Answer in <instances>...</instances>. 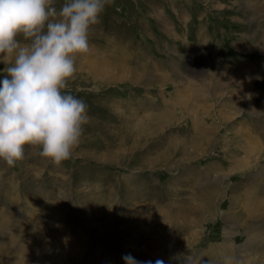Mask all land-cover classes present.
<instances>
[{
  "label": "rangeland",
  "instance_id": "1",
  "mask_svg": "<svg viewBox=\"0 0 264 264\" xmlns=\"http://www.w3.org/2000/svg\"><path fill=\"white\" fill-rule=\"evenodd\" d=\"M89 41L67 89L91 118L72 158L56 166L25 146L14 167L0 161V264H125L128 254L140 264H263L264 239L241 248L264 232V217L247 218L264 202V0H111ZM197 94L206 104L188 100ZM175 99L188 105L174 110ZM151 118L157 129H147ZM193 125L207 136L198 152L187 138ZM128 127L142 133L137 147ZM249 139L260 144L254 157ZM182 142L185 156L172 166L160 159ZM150 193L157 199L145 200ZM172 204L188 213L189 230L178 235L167 219L151 230L148 212L168 215ZM114 226L133 229L117 254L105 246ZM223 242L224 254L209 261L204 253Z\"/></svg>",
  "mask_w": 264,
  "mask_h": 264
},
{
  "label": "clouds",
  "instance_id": "2",
  "mask_svg": "<svg viewBox=\"0 0 264 264\" xmlns=\"http://www.w3.org/2000/svg\"><path fill=\"white\" fill-rule=\"evenodd\" d=\"M110 3L64 0L57 10L55 0H0V161L7 166L24 159L25 146H39L56 166L72 158L91 118L68 83ZM123 259L140 264L130 254Z\"/></svg>",
  "mask_w": 264,
  "mask_h": 264
},
{
  "label": "bare ground",
  "instance_id": "3",
  "mask_svg": "<svg viewBox=\"0 0 264 264\" xmlns=\"http://www.w3.org/2000/svg\"><path fill=\"white\" fill-rule=\"evenodd\" d=\"M181 97V96H180ZM184 99V98H183ZM175 100H177V99H175ZM188 100H190V101H192V103H194V102H201V103H205V102H203L202 101V96H200V95H195V96H192V98L190 97ZM172 101H174V100H172ZM177 101H179L178 103L176 102V104H175V106H173L172 108L174 109V110H178V108L180 107V108H183V106H186V105H188V103H185L184 101H182V100H177ZM175 102V101H174ZM206 104V103H205ZM191 105V104H190ZM187 108V107H186ZM185 108V109H186ZM193 110H194V108H193ZM199 110V107H198V109H197V111ZM192 111V110H191ZM165 115H168L169 114V116H170V114H172V110L171 109H165ZM177 112V111H176ZM192 113H193V111H192ZM195 113V112H194ZM197 115H198V113H196ZM134 117H136V116H134ZM160 118H162V116H159ZM198 116H196L195 115V117H194V119H196ZM132 119H134V118H132ZM152 119V118H151ZM159 118H153L152 119V121L154 122V124H149L148 125V128L147 129H149V130H151V129H154V128H156L157 126H159L160 125V121L158 120ZM166 119V118H165ZM126 120V119H125ZM135 121V120H134ZM160 123H159V122ZM155 122H156V124H159V125H155ZM152 125H154L152 128H150ZM127 126V125H126ZM132 127H133V124H132ZM139 127V126H138ZM144 127V126H143ZM164 127V126H163ZM200 125H198V126H196V125H193V127H192V131H193V134H192V131H191V133H189L188 135H187V138H189L191 141H192V147H193V149L196 151V152H198L200 149L202 150L203 149V147H204V145H208L207 143H206V141L207 140H205V138H207V136L204 134V133H202V129H200ZM136 128V127H135ZM162 128V127H161ZM157 129V128H156ZM159 129H160V127H159ZM136 130V129H135ZM156 132V131H155ZM157 132H158V130H157ZM134 132L131 130V128L130 127H128L125 131H124V134L127 136H129L128 138H132L131 139V141H133L134 142V147H137L136 145H138V143L140 142V136H141V132H139L138 134H133ZM131 134L133 135V136H131ZM192 134V135H191ZM148 133H146V131H145V133H144V137L147 139L148 138ZM151 135V134H150ZM153 135V134H152ZM122 136H124V135H122ZM144 138V139H145ZM119 140V139H118ZM123 140V139H122ZM120 141L121 143H119V145H120V147H122V146H125V144H126V142H124V141ZM186 140H188V139H186ZM143 141V140H142ZM141 141V142H142ZM205 141V142H204ZM254 141L252 140V142H251V140L249 139L248 141H247V144H249L250 146L249 147H246V152L247 153H251L252 155L251 156H255V155H257L258 154V151H259V149H260V144L258 143V145H256V146H254L253 147V143ZM184 142H182V143H179V144H177V145H179V146H174V145H172V148L169 150V152L167 153V154H162L161 155V157H160V159L161 160H163V158L168 162V163H170L171 164V166L173 165V162H174V160L175 159H177L179 156L181 157V156H185V151H186V146H185V144H183ZM127 146V145H126ZM120 147H118L117 148V150H114V151H116L115 152V154H119L120 153V151H121V149L123 148H120ZM252 149H251V148ZM245 147H243V149H244ZM256 152V153H255ZM236 153V152H235ZM235 156V155H234ZM234 159V158H233ZM156 162V161H155ZM163 162H164V160H163ZM238 163V162H237ZM152 164V163H151ZM150 163L149 164H144L146 167H149V165H151ZM236 164V163H235ZM240 166V165H239ZM238 166V167H239ZM237 166L235 167V168H238ZM260 186V185H259ZM259 186H252L251 188H249L247 191H246V193H247V195L249 196L248 198L249 199H251L250 197H252L253 198V196L254 197H256V195H257V190L259 189ZM152 188H156L155 186L154 187H152ZM154 191V190H153ZM151 192V191H150ZM156 192V191H155ZM158 192V191H157ZM157 195V194H156ZM155 195V193H154V195H153V193L151 194L150 193V195H144V198H145V200L146 199H157L156 196ZM156 196V197H155ZM211 198H216L217 196H218V194H217V192H216V190H214L213 191V193H212V195H209ZM143 198V197H142ZM113 199V198H112ZM149 199V200H150ZM206 199V203H205V206H210V207H212L213 206V201L212 200H210L209 198L207 199V198H205ZM115 200V199H114ZM257 200V199H256ZM113 201V200H112ZM249 201V200H248ZM261 201V200H260ZM259 201V204L261 203L262 205H264L263 203L264 202H260ZM97 202V201H96ZM109 202L110 201H108V204H109ZM94 203V202H93ZM120 203V202H119ZM96 204H99L100 205V203H96ZM112 204V203H111ZM259 204H257V203H253V205H250L249 207H248V211H247V218L248 219H252V220H254V218H260V217H264V210H262V207H261V209L259 208V209H257V206L259 205ZM261 204H260V206H261ZM92 205V204H91ZM95 205V204H94ZM176 204H172V205H170L171 207H168V211H169V214L168 215H165V213H164V211H163V209H154V210H151V211H149L148 212V214H147V216H146V218H145V220H147L148 221V223L151 225V226H153L152 228H151V230L152 229H154L155 228V226L156 227H164V225H165V222H166V220L165 219H167V220H170V224L172 225V227L174 228V230H175V233L176 234H180L181 232H184V231H188L189 230V227H190V224H189V222H188V213L186 212V211H184V212H182V213H180V214H178L177 215V213L174 211V207L173 206H175ZM97 206V205H96ZM91 207V206H90ZM93 207V206H92ZM173 207V208H172ZM214 208H215V206L213 207V209L209 212V214H211V215H214L215 213H214ZM92 210V209H91ZM194 212H197L198 213V210L196 209V208H194V210H193ZM91 213V212H90ZM192 213V212H191ZM128 215V214H127ZM198 215H199V213H198ZM226 218L227 219H237V217H236V215H235V213H233V210L232 209H230V211H229V213H228V215L226 216ZM66 218L64 217L63 218V220H65ZM125 217L124 216H122V218H121V220H120V222H125ZM181 220H183L184 222H183V224L181 223ZM264 224V223H263ZM128 225V224H127ZM131 225V224H130ZM17 226H18V224H17ZM22 226V225H21ZM21 226H19L20 228H21ZM114 230H113V232H114V235H115V239L113 240L114 241V243L113 244H109V245H107V243H106V247H111V248H108V249H110L112 252H114L115 254H117V251L115 250V249H117V248H115V246L116 245H120L121 244V242L123 241V239H124V237L128 234V232L130 231V230H133V229H129V230H127V228H120L119 226H114V228H113ZM132 234V233H131ZM227 235H231L230 233H228ZM65 236H67V234L65 233ZM129 236V235H128ZM248 238V237H247ZM264 239V232L262 231H260V232H254V233H251L250 235H249V238L247 239V242H245V245H244V247H243V249L241 248V250L242 251H244V253H246L247 251H250V250H252L253 248H255V247H257V246H259L261 243H262V240ZM124 243V242H123ZM126 243V242H125ZM228 242H223V243H221V244H219V245H216V246H213V248L212 249H210L209 251H206L204 254V256H206V258H208V260L210 259L211 261H214V260H218V258H217V256L219 255V257H221V255H223L224 254V252L222 251V248H224L225 246H226V244H227ZM231 247L230 248H232V249H234V250H236V249H240V248H237L236 246H235V244L234 243H230L229 244ZM155 246V245H154ZM227 247V246H226ZM123 248V247H122ZM231 249V250H232ZM228 250H230V249H228ZM233 250V251H234ZM237 251V250H236ZM226 252V251H225ZM230 253H233V252H230ZM230 253H228V254H230ZM226 256V255H225ZM228 256V255H227ZM205 258V259H206ZM120 259V258H119ZM209 260V261H210ZM264 264V263H263Z\"/></svg>",
  "mask_w": 264,
  "mask_h": 264
}]
</instances>
